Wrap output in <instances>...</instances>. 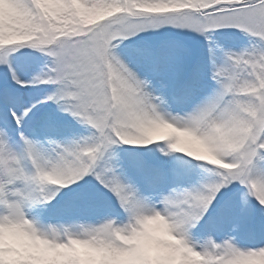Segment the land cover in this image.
Instances as JSON below:
<instances>
[{
	"label": "snow or ice",
	"instance_id": "snow-or-ice-1",
	"mask_svg": "<svg viewBox=\"0 0 264 264\" xmlns=\"http://www.w3.org/2000/svg\"><path fill=\"white\" fill-rule=\"evenodd\" d=\"M0 264H264V0H0Z\"/></svg>",
	"mask_w": 264,
	"mask_h": 264
},
{
	"label": "clouds",
	"instance_id": "clouds-1",
	"mask_svg": "<svg viewBox=\"0 0 264 264\" xmlns=\"http://www.w3.org/2000/svg\"><path fill=\"white\" fill-rule=\"evenodd\" d=\"M146 231L152 232H159V233H166L167 232V226L164 224L161 220H153L148 221L145 225Z\"/></svg>",
	"mask_w": 264,
	"mask_h": 264
}]
</instances>
